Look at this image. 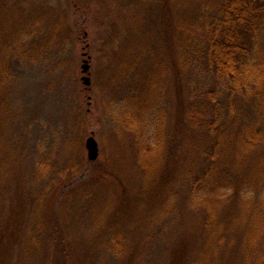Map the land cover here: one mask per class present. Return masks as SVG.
Here are the masks:
<instances>
[{
  "label": "rangeland",
  "instance_id": "rangeland-1",
  "mask_svg": "<svg viewBox=\"0 0 264 264\" xmlns=\"http://www.w3.org/2000/svg\"><path fill=\"white\" fill-rule=\"evenodd\" d=\"M222 1L9 0L8 27L0 9V264H25L32 197L51 177L57 185L47 211L61 232L67 230L68 194L88 189L86 204L80 196L73 201L75 264H190L203 240L205 215L187 206L182 186L178 206L170 207L173 200L159 216V200L173 181L169 158V182L150 189L145 206L134 129L139 122H128L135 119V103L156 99L142 109L148 110L143 130L153 136L163 113L168 156L176 143V160L183 163L188 129L182 118L192 93L216 81L204 74L195 80L192 65L179 69L180 55L207 32L206 19L197 18L202 7L215 17ZM85 60L88 74L82 71ZM183 61L187 66L192 59ZM84 76L91 86L84 85ZM92 135L100 149L97 161L88 159L86 149ZM45 161L50 168L42 166ZM182 172L177 165L174 181L180 186ZM106 199L111 206L95 223V206ZM119 229L121 251L110 245ZM233 253L227 264H240L239 252Z\"/></svg>",
  "mask_w": 264,
  "mask_h": 264
},
{
  "label": "trees",
  "instance_id": "trees-1",
  "mask_svg": "<svg viewBox=\"0 0 264 264\" xmlns=\"http://www.w3.org/2000/svg\"><path fill=\"white\" fill-rule=\"evenodd\" d=\"M1 2L3 23L8 27L6 13L11 11L10 2ZM220 5L215 17H208L205 5L202 7L197 18L206 19L207 32L198 44L191 39L180 55L179 69L192 65L195 80L204 74L216 81L215 87L192 93L187 116L182 118L188 129L183 163L176 160V143L168 156L163 113L159 112L156 118L153 136L143 130L144 117L156 99L143 105L139 100L133 111L135 119L128 122L123 118V123L139 122L134 129L144 196L141 201L145 206L150 189H163L165 180L168 184L165 170L169 158L174 167L173 181L159 200V216L178 206L176 196L182 186L187 188L184 199L187 206L205 215L203 240L190 264H227L234 251L239 252L240 264H264V0H223ZM45 48L46 45L40 50L41 58ZM186 58L192 59L187 66L183 61ZM5 61L4 71L9 67L8 60ZM147 106V111L142 110ZM178 138L175 136L177 141ZM49 164L45 161L42 166L50 168ZM180 164L183 166L181 186L174 181L175 169ZM156 172H161L158 180ZM41 175L37 171L38 179ZM56 181L51 177L50 183H42L32 197L24 241L25 264H75L76 232L70 221L75 208L73 201L80 196V202L86 204L88 189L82 187L68 194L63 204L67 230L61 232L50 224L47 211ZM173 200L174 204L170 205ZM110 206L107 199L95 206V223L102 222ZM121 230L114 231L110 240L112 248L125 246L119 239Z\"/></svg>",
  "mask_w": 264,
  "mask_h": 264
},
{
  "label": "water",
  "instance_id": "water-1",
  "mask_svg": "<svg viewBox=\"0 0 264 264\" xmlns=\"http://www.w3.org/2000/svg\"><path fill=\"white\" fill-rule=\"evenodd\" d=\"M90 70V66L88 61L85 60L84 65L82 66V71L84 74H88ZM84 85L91 86V79L88 76H84L82 78ZM86 149L88 151V159L90 161H97L100 155L99 144L95 137L92 135L86 141Z\"/></svg>",
  "mask_w": 264,
  "mask_h": 264
}]
</instances>
